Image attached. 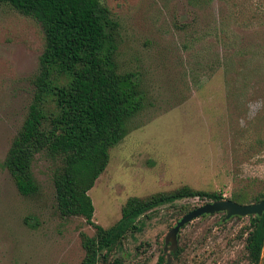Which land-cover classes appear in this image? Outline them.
Here are the masks:
<instances>
[{"label":"rangeland","instance_id":"374dc122","mask_svg":"<svg viewBox=\"0 0 264 264\" xmlns=\"http://www.w3.org/2000/svg\"><path fill=\"white\" fill-rule=\"evenodd\" d=\"M100 1L119 23V71L135 74L144 106L88 191L92 220L110 227L129 197L182 185L248 201L263 192L264 0ZM43 46L40 22L0 2V264H81V233L95 234L84 217L59 213L55 160L35 156L31 196L18 192L3 164L31 103ZM210 201L183 198L139 217L106 264H156L161 256L164 264L170 228ZM222 217L188 222L170 264H251L249 216Z\"/></svg>","mask_w":264,"mask_h":264},{"label":"trees","instance_id":"16d2710c","mask_svg":"<svg viewBox=\"0 0 264 264\" xmlns=\"http://www.w3.org/2000/svg\"><path fill=\"white\" fill-rule=\"evenodd\" d=\"M38 20L44 33L34 91L25 119L13 138L3 164L23 196L37 193L32 163L37 154L56 161L52 174L56 206L64 217L82 216L95 234L81 233L85 255L81 264H106L109 253L137 219L156 208L183 198L218 200L221 192L188 185L145 197H129L121 217L110 227L96 224L88 191L109 161V149L128 133V121L144 106L133 72H120L116 61L119 23L100 0H0ZM250 201L241 193L230 199ZM245 252L258 264L264 236V213L248 215ZM179 237V236H178ZM177 248L174 256L181 253ZM161 256L156 264H162ZM109 264H120L115 259ZM197 264V263H195ZM228 264H239L233 261Z\"/></svg>","mask_w":264,"mask_h":264},{"label":"water","instance_id":"95a60500","mask_svg":"<svg viewBox=\"0 0 264 264\" xmlns=\"http://www.w3.org/2000/svg\"><path fill=\"white\" fill-rule=\"evenodd\" d=\"M217 212H225L222 220H227L232 216H248L258 215L264 213V198L252 203H239L228 198H221L199 205L181 216V218L170 228L164 239V252L168 251V245L172 252L176 251L178 242V233L180 229L188 222L204 215L214 214ZM171 263V255L167 254V259L164 264ZM258 264H264V236L262 242L261 254Z\"/></svg>","mask_w":264,"mask_h":264},{"label":"flooded vegetation","instance_id":"af4514ba","mask_svg":"<svg viewBox=\"0 0 264 264\" xmlns=\"http://www.w3.org/2000/svg\"><path fill=\"white\" fill-rule=\"evenodd\" d=\"M217 213H219V212H217ZM222 213H223V216H224L225 212H222ZM214 214H215V213H214ZM205 215H207V214H204V216H205ZM202 216H203V215H202ZM232 217H233V216H232ZM222 218H223V217H222ZM230 218H231V217H230ZM185 225H186V224H185ZM185 225H184V226H185ZM184 226H183V227H184ZM183 227H182V228H183ZM182 228H181V229H182ZM181 229H180V230H181ZM179 232H180V231H179ZM178 236H179V233H178ZM169 247H170V245H168V251H167V254L170 253V255H173L176 251H175V252H172L171 249H170ZM177 247H178V242H177ZM163 248H164V246H163ZM176 250H177V248H176ZM163 251H164V249H163ZM167 254H166V259H167ZM164 263H165V262H164Z\"/></svg>","mask_w":264,"mask_h":264}]
</instances>
